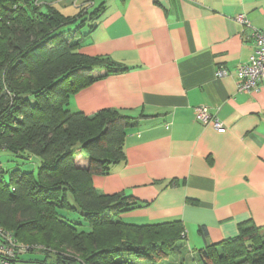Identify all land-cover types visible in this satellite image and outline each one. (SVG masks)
<instances>
[{
    "label": "crops",
    "instance_id": "obj_1",
    "mask_svg": "<svg viewBox=\"0 0 264 264\" xmlns=\"http://www.w3.org/2000/svg\"><path fill=\"white\" fill-rule=\"evenodd\" d=\"M37 1L65 15L103 6L80 52L109 55L129 67L70 98L71 108L85 114L114 108L135 119L126 128L124 159L109 174L92 176L99 191L147 203L118 219H179L191 253L235 236L243 222L264 226V83L239 92L231 74L254 51L264 0ZM220 66L229 74L217 76ZM196 106H206L223 129L197 120ZM77 161L86 166V155ZM173 179L177 183L169 184ZM27 252L15 264H50Z\"/></svg>",
    "mask_w": 264,
    "mask_h": 264
},
{
    "label": "trees",
    "instance_id": "obj_2",
    "mask_svg": "<svg viewBox=\"0 0 264 264\" xmlns=\"http://www.w3.org/2000/svg\"><path fill=\"white\" fill-rule=\"evenodd\" d=\"M102 10L65 15L37 0H0V146L17 157L16 167L0 175V226L25 244L42 246L50 264H76L74 252L84 264H131L124 257L129 254L162 264L183 238V223L124 222L120 213L147 203L92 185L94 174H108L124 159L134 117L114 108L85 114L70 106L75 93L101 76L129 69L109 55L80 52ZM95 69L104 73L93 75ZM78 154L86 155V166ZM24 163L31 168L20 167ZM61 209L79 214L91 228L80 229ZM109 234L116 239L108 242ZM197 255L202 264H264V226L243 222L235 236L199 248Z\"/></svg>",
    "mask_w": 264,
    "mask_h": 264
},
{
    "label": "built area",
    "instance_id": "obj_3",
    "mask_svg": "<svg viewBox=\"0 0 264 264\" xmlns=\"http://www.w3.org/2000/svg\"><path fill=\"white\" fill-rule=\"evenodd\" d=\"M237 20L242 22L245 20L242 14L237 16ZM254 51L246 63L240 64L234 71L236 78V89L239 92H249L258 88L264 83V28L253 29ZM217 76L228 75V70L220 66L216 69ZM195 118L200 122L210 123L217 130H222V123L208 113L206 106H196L194 109ZM4 149V147H2ZM0 264H15L20 253L29 251L30 245L17 244V239L12 232L0 226ZM36 247V246H35Z\"/></svg>",
    "mask_w": 264,
    "mask_h": 264
},
{
    "label": "rangeland",
    "instance_id": "obj_4",
    "mask_svg": "<svg viewBox=\"0 0 264 264\" xmlns=\"http://www.w3.org/2000/svg\"><path fill=\"white\" fill-rule=\"evenodd\" d=\"M223 67H225V66H223ZM234 71L231 72V74H234ZM2 98H3V96L0 95V99H2ZM123 150H124V148H123ZM15 157L16 156H14V154H12L9 150H7L5 148L2 149V147L0 146V175L3 174V177H6L7 173L6 172L4 173L3 171L4 170L6 171L7 169H11L13 167H16V162L13 159ZM28 158L30 159V156ZM32 160H33L32 162L36 161V159H34V157L32 158ZM19 165H20V162H19ZM20 167H22L23 169L28 170V169L31 168V164L30 163H24ZM36 168L37 167H35V171H36ZM108 174H109V172H108ZM100 175H107V174H100ZM100 192H102V191H100ZM102 193H104V192H102ZM108 194H112V193H108ZM59 213L62 214L63 216L64 215H66V216L68 215L67 216L69 218L68 220L71 221V222H75V221L76 222L77 221L80 222L81 224L78 226L80 229L89 230V228H91L90 225L88 223H86V221L82 220L80 215L75 213V212L61 209V210H59ZM110 230H112V228L108 229L107 231H110ZM162 235L164 236L165 233H163ZM183 235L185 236V231H184V233H182V237L183 238H179L177 241H175V247H174V249L171 250L172 252L169 254V258L165 259V260H162V264H202L200 258L197 255V250L198 249L194 253H191L190 252L191 250H189L188 244L186 246L185 243L183 242L184 241L183 240L184 239ZM115 239H116L115 237H113L111 234H109L107 241L111 242V241H114ZM16 242L19 245L23 244V242H21L19 240H17ZM0 245H1V240H0ZM27 245H29V244H27ZM30 246H32V245H30ZM31 248H33L34 251H28L26 254H28V255H30L32 257H35V258L42 257V254L39 252V250L42 248V246H36V249H35V246L31 247ZM70 250L72 252H74L72 249H70ZM0 253H2L1 250H0ZM74 253L76 254L74 256L78 257V260H77L76 264H84V263H81L82 261H80L81 259L79 257V254L77 252H74ZM20 254L21 255L22 254L25 255V252L20 253ZM124 257L127 259L126 261H128L131 264H151L148 261L137 259L131 254H129L128 257L126 255Z\"/></svg>",
    "mask_w": 264,
    "mask_h": 264
}]
</instances>
